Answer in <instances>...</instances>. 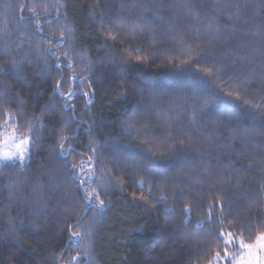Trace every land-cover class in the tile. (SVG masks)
I'll list each match as a JSON object with an SVG mask.
<instances>
[{"label": "trees", "instance_id": "1", "mask_svg": "<svg viewBox=\"0 0 264 264\" xmlns=\"http://www.w3.org/2000/svg\"><path fill=\"white\" fill-rule=\"evenodd\" d=\"M22 3L29 7L21 14ZM245 3L247 8H243ZM261 3L262 0H0V66L5 64L4 43L14 46L18 39H26L33 31L32 25L26 26V20L33 19V12L50 22L60 21L46 26V33L68 35L65 25L71 27L72 46L63 47L56 55L66 52L71 59L73 67L70 70L65 67L68 77L91 82L85 84L78 79L67 85L62 83L61 90L66 97L71 90L94 89L93 104L88 110L84 108L85 98L78 92L76 114L81 121L94 125L91 139L97 143L108 137L116 141L105 145L104 164L109 181L101 195L105 206L88 211L82 226L69 227V232L81 234L71 240L63 231L66 225H73L92 206L80 198L76 183L67 170L61 169V162L51 151L55 141L47 138V132L43 133V144L26 169L32 173L30 180L41 176L43 184L24 191V202L15 203L16 197L10 202L7 185L12 170L6 168L0 172V264H53L54 258H62L65 264L68 260L74 264H212L217 251L223 257L222 244L212 243L215 233L207 235L214 226L221 230L218 221H206L207 201L213 195L219 200L231 198L224 214L234 215L229 216L223 230L232 231L237 219L248 224V213L256 231L264 230L257 220L264 211L258 186L264 185V181L258 180L264 173L258 166L264 159V136L251 115L239 127L230 125L227 117L219 115L220 106L209 93L213 83L219 91L223 82L218 75L212 83H204L203 79L216 73L217 67L192 63L207 49L208 32L214 30V21L227 26L226 13L236 12L231 5H241V12L247 18L244 31L249 33V41H237L231 47L217 42L214 50L222 58L230 54L248 57V62L239 69L230 65L225 71V77L249 73L244 84L224 88V92L232 91V99L239 92L243 106L258 116L260 106L264 105ZM141 4L146 7H139ZM93 12L98 13L94 18L90 15ZM100 14L111 21L103 28L99 26ZM40 23L44 25L45 19ZM196 29L200 30L199 39L194 35ZM119 32L124 33L123 37L117 35ZM109 36L117 38L108 39ZM105 43L107 51L101 48ZM140 47L143 52L133 51ZM79 53H83L82 60ZM12 55L15 57L17 52L13 51ZM138 58L144 62L138 63ZM100 60L104 61L102 65L89 63ZM24 72L34 80L32 89L23 88L18 78L6 76H0V84L10 82L24 93L25 101L34 99L35 108L27 109L29 120L34 122L40 117L42 123H47L45 106L65 99L53 96L51 90L61 74L52 68L50 76L37 77V72H45L44 64L39 61L25 67ZM54 111L57 116L71 115L62 108ZM127 125H131V130ZM81 127L79 123H70L64 135ZM245 129L250 134H245ZM101 130L103 135L96 134ZM76 143L69 141L66 147ZM134 162L144 167L133 171ZM151 162L160 163L156 174L149 176L145 169L151 167ZM241 164L253 165L256 172L244 173L241 179L237 175ZM45 169H51L50 175L59 177L58 187L51 185ZM229 176L239 180L242 187L230 185ZM142 180H155L156 188L151 194L149 185H140ZM94 190L100 191L95 183L88 192ZM189 190L199 192L201 199L207 197V200L200 203L186 194L172 195L174 191ZM141 196L146 199H140ZM65 199L71 200L72 207L64 206ZM244 237L251 242L255 233L251 240L247 233ZM61 242L69 249L63 257Z\"/></svg>", "mask_w": 264, "mask_h": 264}, {"label": "snow or ice", "instance_id": "2", "mask_svg": "<svg viewBox=\"0 0 264 264\" xmlns=\"http://www.w3.org/2000/svg\"><path fill=\"white\" fill-rule=\"evenodd\" d=\"M264 7V0L260 5ZM29 5L27 3H22L19 5V10L21 14L24 12ZM139 7H146V5H139ZM231 7L236 8V12L227 15L228 25L221 26L218 22L214 21L215 27L213 31L208 32L209 42L207 49L202 51L201 55L192 61L193 64L205 63L217 67L216 73H210L209 76L203 78L204 83H212L214 78L218 77L223 82V88L216 91V85L212 84V90L209 93L211 96L215 97V103L220 106L219 115L221 117H227L230 125L239 127L241 121L246 119L249 115L252 116L254 121H257V130L264 136V105L260 106L259 115H254L250 109L243 106L241 101L240 93L237 92L234 99L233 92H224V88H231L232 85H243L246 76L249 73H240L237 76L225 77L226 69L231 65L233 69H239L248 62L247 56H241L237 58L236 56L230 54L227 57H220L217 55L215 45L217 42L228 44L229 47L234 42L249 41V33L244 31V26L247 24V18L241 12V5L235 4ZM248 4L245 3L243 8H247ZM123 8V5H121ZM98 13L93 12L90 15L94 18ZM48 15H52L49 13ZM57 15H62V13H57ZM99 22L101 28L105 27L111 21L107 20L103 14ZM32 20H26V26L32 25L33 31L26 39H18L15 45L5 42L3 45L4 54L3 60L5 64L0 66V76L11 77L13 79L18 78L19 83L25 89H32L34 80L25 74L24 68L31 67L33 62L39 61L45 66V72H37V77H43L45 74L50 76L51 69L55 68L56 71L60 72V80L58 82L52 83V93L53 96L65 97V92L61 90V84H70L75 80H81L83 83L88 84L91 81L77 76L68 77L65 74V67L71 69L73 67L71 59L67 57L66 52H62L60 56L56 53L61 51L63 47H71L73 43L72 28L65 25L68 28V35L61 33L60 35L49 34L45 32V27H51L52 23L59 24L58 19L53 21H48L44 16L36 15L34 12L32 14ZM25 19L23 15L20 17ZM41 19H45V24L40 23ZM101 35H104L101 33ZM117 35L123 37L124 33L119 32ZM194 35L199 39L200 30H194ZM116 36H109L108 39L115 40ZM45 41H50V43L45 44ZM183 42V41H182ZM27 45V50L25 46ZM32 45H36L35 48ZM105 51L108 49V44L105 43L101 46ZM239 48H243V44L239 45ZM13 51L17 52V55L13 57ZM133 51L138 54L143 52L144 49L133 48ZM262 55H264V48L261 49ZM80 59H83V53L78 54ZM111 55V54H110ZM47 57V59H46ZM55 57L54 60L51 58ZM51 60V63H49ZM138 63L144 62L142 58H138ZM90 64H100L104 63L103 60L100 61H90ZM127 66V65H125ZM252 78V77H249ZM54 79V78H53ZM199 83V81H197ZM79 94L85 98L84 108L88 110L93 104L91 95H95L94 89H89L85 91L83 89L71 90L67 92V96L59 104H51L45 106L47 123H42L40 117H36L35 121H30L28 116L29 113L27 109L29 106L35 108V100L30 99L28 101L24 100V93L17 91V89L10 82H3L0 84V172L4 169H11L12 173L8 177V190H9V200L13 202V197H16L15 203L24 202L23 192L34 185H42L43 177L35 176L34 179H29L32 173L26 171L28 167L31 166V162L35 159L37 152L39 151V146L43 144V133H48V139L55 141V144L51 151L55 153V159L61 162V169L67 170V173L72 177L73 181L76 183L78 193L80 198L86 202V204L92 207L86 208L85 215L75 221L73 225H66L63 230L68 234V239L71 240L73 236H80V233L69 232V227H80L84 224L87 219V212L94 211L96 208H103L105 206V199L101 198L102 193L105 192L109 181L107 180V172L104 164V153L107 151L105 145L116 143L110 137L105 138L102 143H97L96 140L91 139L93 135L94 125H89L84 121H81L79 116L76 114L77 109L75 107V101ZM223 93V95H221ZM246 94V93H245ZM40 96V92L37 93ZM229 101L231 103L229 104ZM15 109V112L11 111ZM62 108L66 112H70L71 115L57 116L54 109ZM34 114V113H33ZM146 119L147 117H143ZM194 115L192 119H194ZM70 123H79L82 125L81 128L75 131H70L69 135H64L65 129H68ZM63 125V127H61ZM131 130V125L126 126ZM27 129V131H23ZM86 130V131H85ZM83 133V139L81 135ZM98 135H103V130L97 132ZM245 134H250L247 129H245ZM119 136V134H117ZM189 140L190 136H187ZM78 141V143L73 146L66 147V143L69 141ZM76 157L78 159H72ZM160 162H151V167L146 168V174L151 176L156 174L157 166ZM19 164V167L16 165ZM230 167H234L232 162H229ZM258 166L264 169V159L258 162ZM44 168L43 165L40 166ZM143 168V164L140 162H134L132 165L133 171L136 168ZM49 173V181L53 186H59V177L50 175L51 169H45ZM256 168L253 165H243L237 170V175L243 179L244 173L254 174ZM23 176V179L20 177ZM259 181H264V173L259 175ZM165 184L166 181H163ZM97 184L100 191L88 192V189L92 184ZM140 185H149V194L152 190L156 188L155 180H142L139 181ZM228 183L235 184L238 188L242 187V184L235 177L229 176ZM261 189V199L264 200V185H258ZM223 187V185L221 186ZM209 191L215 192V189H209ZM191 196L194 200L200 203H204L207 197L201 199V194L199 192L193 193L190 190L185 192L174 191L172 192L173 197L176 196ZM163 195V194H162ZM225 197H228L227 192H223ZM76 196L73 195V199ZM167 199V197H164ZM140 199L145 200L144 196ZM231 198L228 200H219L215 195L212 196L211 200L207 201V212L206 221L212 223L213 220L219 222L221 230H217L215 226L212 231L207 233V235H212L215 233V238L212 243L220 242L223 246V264H264V230L257 232L256 228L251 224L252 216L250 213L246 214L249 221L248 224H242L239 219L233 224L232 231H225L224 224L228 221L229 216L234 215L229 212L227 215L224 214V209L228 208ZM64 206L72 207L71 200L65 199ZM155 207V205H153ZM191 206H189L190 208ZM258 222L264 225V211L261 212L260 216L257 218ZM23 223V222H21ZM239 229L240 232L235 230ZM244 233L248 234L251 240L252 234L255 233V239L251 242H247ZM68 247L63 242H61V254L62 257L67 255ZM216 262L220 264L221 262V252H216ZM53 264H65L62 258H54ZM67 264H74L73 260H68Z\"/></svg>", "mask_w": 264, "mask_h": 264}, {"label": "rangeland", "instance_id": "3", "mask_svg": "<svg viewBox=\"0 0 264 264\" xmlns=\"http://www.w3.org/2000/svg\"><path fill=\"white\" fill-rule=\"evenodd\" d=\"M212 264H217L216 259H215V261H214ZM220 264H223V257H221V262H220Z\"/></svg>", "mask_w": 264, "mask_h": 264}]
</instances>
